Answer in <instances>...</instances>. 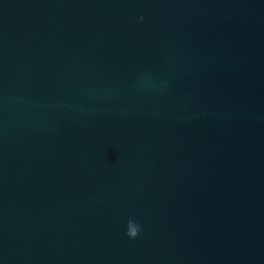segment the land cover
Segmentation results:
<instances>
[{"label": "water", "instance_id": "water-1", "mask_svg": "<svg viewBox=\"0 0 264 264\" xmlns=\"http://www.w3.org/2000/svg\"><path fill=\"white\" fill-rule=\"evenodd\" d=\"M0 264H264V0H0Z\"/></svg>", "mask_w": 264, "mask_h": 264}, {"label": "clouds", "instance_id": "clouds-1", "mask_svg": "<svg viewBox=\"0 0 264 264\" xmlns=\"http://www.w3.org/2000/svg\"><path fill=\"white\" fill-rule=\"evenodd\" d=\"M141 21L143 16L139 18ZM142 232V226L135 220L130 218L126 223L125 235L130 239H136Z\"/></svg>", "mask_w": 264, "mask_h": 264}]
</instances>
